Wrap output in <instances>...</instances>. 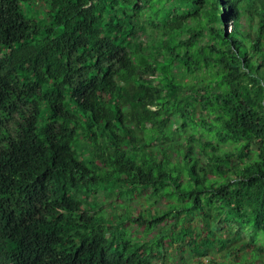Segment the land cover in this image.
<instances>
[{
    "label": "trees",
    "instance_id": "16d2710c",
    "mask_svg": "<svg viewBox=\"0 0 264 264\" xmlns=\"http://www.w3.org/2000/svg\"><path fill=\"white\" fill-rule=\"evenodd\" d=\"M196 262L264 264V0H0V264Z\"/></svg>",
    "mask_w": 264,
    "mask_h": 264
},
{
    "label": "rangeland",
    "instance_id": "374dc122",
    "mask_svg": "<svg viewBox=\"0 0 264 264\" xmlns=\"http://www.w3.org/2000/svg\"><path fill=\"white\" fill-rule=\"evenodd\" d=\"M226 148H230V147L227 146ZM142 197L144 198V196H142ZM143 198H137V200L134 198L132 203L124 201L123 199H120V200L117 199L116 201H113L111 199H105V197H102L101 199L103 200V202H105V204L103 206H105V205L108 206L110 204L118 205V207H119L118 212L120 214H123L124 210H122L121 206H126L127 205L131 210L134 209V207L136 209H138L139 207L142 208V205H143L142 202L144 201ZM121 204H123V205H121ZM109 213L112 215L115 212L114 211H110ZM134 213H136V212H134ZM121 229L122 230H126L127 229V231H130V232H133V233H136V231L138 230V232L140 231V233H137V234H138L140 239H142V240L145 239V240H147L149 242H153V233L149 232L148 230H146L145 227H138L137 228L135 226V224H132L131 226H129V225L122 226ZM195 264H199V263L196 262Z\"/></svg>",
    "mask_w": 264,
    "mask_h": 264
}]
</instances>
